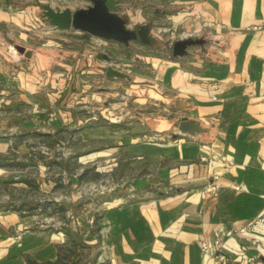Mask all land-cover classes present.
<instances>
[{
  "label": "crops",
  "instance_id": "1",
  "mask_svg": "<svg viewBox=\"0 0 264 264\" xmlns=\"http://www.w3.org/2000/svg\"><path fill=\"white\" fill-rule=\"evenodd\" d=\"M18 4L24 6L20 12ZM32 4L0 0V42L2 32L25 24L18 14H28ZM87 5V0H55L51 8L73 12ZM115 14L126 29L140 32L137 44L157 47L158 55L144 59L129 53L130 43H109L101 61L118 60L115 71L124 77H108L106 69L102 77L99 61L85 57L90 50L61 48L60 33L77 40L85 36L92 44L94 37L45 22L41 35L55 43L46 41L26 54L25 69H12L14 77L4 79L0 66V83L6 84L2 89H18L14 81L21 74L30 91L7 102L33 107L52 105L64 86L78 104L93 83L109 90L100 99L118 100L110 107L129 127L94 124L79 130L81 141L99 144L78 163L118 155L119 166L135 174L134 180L117 190L115 202L92 223L71 229L75 235L39 230L23 211L0 212V264H264V0H120ZM177 32L203 43L173 57ZM163 41L169 43L158 44ZM139 60L147 65L139 66ZM85 76L90 85L81 80ZM98 109L85 112L82 121L103 118ZM41 111L47 127L41 133L48 135L59 118ZM183 119L195 122L200 132L180 131ZM78 124L83 125L73 117L75 129ZM10 151V139L0 144V154ZM8 166L0 164V174ZM213 178L216 191L210 194L204 189ZM160 189L169 195L159 197ZM214 234L226 255L223 263L200 250L201 242L212 244Z\"/></svg>",
  "mask_w": 264,
  "mask_h": 264
},
{
  "label": "rangeland",
  "instance_id": "2",
  "mask_svg": "<svg viewBox=\"0 0 264 264\" xmlns=\"http://www.w3.org/2000/svg\"><path fill=\"white\" fill-rule=\"evenodd\" d=\"M18 5L21 6V4ZM32 5L33 9L28 14H18L17 18L25 24L22 22L20 25L17 24L15 30L10 33L2 32L4 36L0 42V66L4 70L2 71L4 79H7L8 75L10 78L14 77L10 75L13 73L12 69L15 71L25 69L26 54L29 56V53L38 52L37 50L46 41L48 45H52L51 42L55 43L41 35L47 30H45L46 20L42 17L43 9L40 7H55V0H33ZM21 7L16 11H22L24 6ZM28 15L33 23L28 20ZM60 34H63L65 40L61 44L64 50L81 52L87 49L97 52L93 51V44L88 43L85 36L77 40V38H70L66 33ZM201 34L197 37L202 38L204 35ZM179 36L180 33L177 32L174 38L177 39ZM186 39H192V37ZM106 43L102 54H106L105 49L110 46L109 43L115 44V42ZM168 43L163 41L158 44L165 46ZM130 44H132L131 47L129 45L126 47L130 54L137 53L144 59L158 55L155 53L157 47L141 46L136 42ZM95 54L94 59L99 61L102 77L107 68L120 71L121 64L118 60L111 58L106 62L101 61L99 54ZM66 59L68 58L65 57ZM138 65L145 67L147 64L139 60ZM18 78L14 81L18 89H2L6 84L2 81L0 83V144L8 139L11 140L9 154H0V164L9 165L7 173L0 174V212L14 209L23 211L34 217L33 222H36L35 225L33 224L34 227L39 230H50L55 235L62 234L64 230L69 232L73 228L77 230L79 226L92 223L107 205L113 204L115 201L111 199L115 197L117 190L124 188L128 182L131 184L135 177V174L119 166L118 155L93 161L85 160L83 164L78 163L81 156L99 144L81 141L78 132L94 124H101L110 129L113 126L116 129L119 127L127 129L129 126L125 125L127 124L125 120L119 121L118 117L121 115L115 113L110 107L118 104L119 101L109 98L100 99L102 97L99 96L109 90L101 89L100 85L97 86L94 83L81 92L80 98L83 102L80 104L77 103V99H75L76 102L73 100L70 93L66 94L65 86L49 106L47 104L34 107L25 103L9 104L7 102L9 96L13 98V96L24 95L26 90L30 91L23 85L21 74ZM81 80L87 85V81L90 82L91 78L85 76ZM129 103L126 104L127 107ZM98 105L101 106L98 107ZM95 107L99 108L97 112L103 118H107L105 121L111 122L110 126L104 125V119L99 115L95 122L82 121L87 116L85 112ZM42 109H46V113L54 112L55 118H59L55 121L56 129L48 135L41 133L47 130L46 120L43 118L45 111H41ZM41 115L42 118H40ZM73 117L83 124H78L79 129L73 127ZM112 121L117 123L114 124ZM88 133H85V136ZM81 167H84L83 173H80ZM100 168H102L101 171ZM78 174L81 176L78 177ZM22 179L31 183L24 184L21 182ZM48 182L57 183L51 185L47 184ZM159 191L160 194H157L159 197L170 193L168 190L160 189ZM144 194L147 193H141L138 198H144L146 196ZM71 233L75 235L76 231L73 230ZM84 255L86 256L85 252Z\"/></svg>",
  "mask_w": 264,
  "mask_h": 264
},
{
  "label": "water",
  "instance_id": "3",
  "mask_svg": "<svg viewBox=\"0 0 264 264\" xmlns=\"http://www.w3.org/2000/svg\"><path fill=\"white\" fill-rule=\"evenodd\" d=\"M119 2L120 0H87L88 5L86 7L73 12L67 9L55 11L48 6H42V17L52 28L86 33L103 41L127 46L129 43L136 41V33L140 34V32L128 30L124 27L123 20L115 14ZM202 43V40L197 39L174 41L171 46V55L181 57L185 54L187 47L201 45ZM105 74L114 78L124 77L110 68L106 69ZM187 126L192 127L187 128ZM179 130L191 133L200 132L195 122L185 119L181 120ZM143 131L138 130V133Z\"/></svg>",
  "mask_w": 264,
  "mask_h": 264
},
{
  "label": "built area",
  "instance_id": "4",
  "mask_svg": "<svg viewBox=\"0 0 264 264\" xmlns=\"http://www.w3.org/2000/svg\"><path fill=\"white\" fill-rule=\"evenodd\" d=\"M252 29H256V28H252ZM193 36L189 35V36H179V40L181 39H186V38H191ZM107 41H103L100 39L95 38L94 42H93V51H97V52H89L85 55L86 59L91 60L94 59L95 57V53H98L99 55L102 54L103 52V47L107 44ZM214 178L212 180V182H210L206 188L204 189V191L210 193V194H214L216 191V184L214 182ZM235 190H237L236 187H234ZM244 232V228L243 229H239L237 231V233H242ZM200 250L203 254H205L206 256H208L210 259L215 260L217 262L223 263L226 260V255L224 253V251L222 250V245L220 244V238L217 234H214V240L212 242V244H206L205 242H201L200 243ZM252 264H258V263H252Z\"/></svg>",
  "mask_w": 264,
  "mask_h": 264
}]
</instances>
